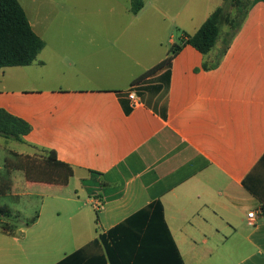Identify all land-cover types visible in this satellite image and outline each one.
<instances>
[{
    "label": "crops",
    "instance_id": "1",
    "mask_svg": "<svg viewBox=\"0 0 264 264\" xmlns=\"http://www.w3.org/2000/svg\"><path fill=\"white\" fill-rule=\"evenodd\" d=\"M19 2L45 47L31 65L0 70V108L31 125L23 144L55 151L74 175L61 184L13 171L20 200L40 205L20 237L0 228V264H58L74 253L77 264H103L101 235L158 201L184 264H264V0H250L218 67L204 64L216 60L228 26L209 55L184 46L166 93L145 89L163 85L161 73L133 84L163 60L152 59L162 56V38L145 35L142 48L135 34H102L85 19L41 15L39 0ZM223 2L200 12L186 3L170 17L146 0L134 15L130 0L129 12L135 21L152 14L145 28L162 33L175 25L182 39ZM169 44H178L173 34ZM10 151L30 155L19 144Z\"/></svg>",
    "mask_w": 264,
    "mask_h": 264
},
{
    "label": "trees",
    "instance_id": "2",
    "mask_svg": "<svg viewBox=\"0 0 264 264\" xmlns=\"http://www.w3.org/2000/svg\"><path fill=\"white\" fill-rule=\"evenodd\" d=\"M227 3H230L236 11V16L227 11ZM249 5L250 0H224V3L207 18L195 34H185L180 44L170 47L165 59L136 78L133 84L145 83L147 79L161 73L159 79L164 86L152 85L145 89L155 93L165 89L166 93L170 83L171 63L180 50L186 45H191L202 54L209 55L223 27L228 26L229 31L224 33L222 48L216 60L204 64L205 69L218 67L243 26ZM143 7L144 0H132L131 12L134 15L138 14ZM44 47L45 42L35 33L19 0H0V70L31 65ZM164 117H167L165 112ZM31 130L29 123L0 108L1 137L24 143V137ZM11 155L12 158L5 160L4 171L7 174L18 170L23 171L29 181L67 184L74 175V169L59 161L56 152L52 150L42 149L41 154L34 155L12 152ZM11 189V179L5 180L0 177V196L8 195ZM12 219V211L8 207L0 206V228L10 236H18L22 226H29L35 221L33 219L18 226L11 223ZM134 220H137L136 223H131ZM148 221H150V232L143 237L141 229ZM155 235L161 242L159 246L148 242ZM100 240L106 251V256L101 258L103 264L104 262L107 264H184L164 221L163 207L159 201L151 204L128 222L112 229L108 234H102ZM79 260L77 253H74L58 264H69L68 262L77 264Z\"/></svg>",
    "mask_w": 264,
    "mask_h": 264
},
{
    "label": "rangeland",
    "instance_id": "3",
    "mask_svg": "<svg viewBox=\"0 0 264 264\" xmlns=\"http://www.w3.org/2000/svg\"><path fill=\"white\" fill-rule=\"evenodd\" d=\"M40 2V12L41 15L63 17L68 16L71 18H81L88 20V22H94L95 31L98 30L102 34L106 33H125V34H135L134 42L138 43L142 48L146 46L145 35L149 37H160L162 38L163 47H158L162 56L150 57L153 60L165 59L168 55L171 45L169 44L170 35H174L176 43H181L182 30L177 28L174 25V29L165 30L163 33L161 30H156L154 26L145 28V24H149L153 21L152 14L146 15L143 20L135 21L133 14L129 12L130 0H39ZM176 1V2H175ZM212 0H146L147 7L151 8L153 6L164 11L168 16L172 17L173 10L177 6L183 7L186 3L195 2L197 11H202L208 2ZM224 3V2H223ZM222 3V4H223ZM227 11L233 16H236L237 13L234 11L230 3L226 4ZM172 19V18H171ZM166 20L168 25L172 20ZM133 20L131 28L129 27L130 21ZM140 21V22H139ZM144 21V22H142ZM144 26H143V25ZM166 25V27L168 26ZM229 31V30H228ZM160 41V40H159ZM127 40L122 41L126 43ZM150 43V42H149ZM149 47V46H148ZM152 48V47H151ZM150 48V49H151ZM157 48V49H158ZM222 48V45H221ZM16 75V71H10ZM22 74V72H20ZM14 83V82H13ZM149 98H151L149 96ZM159 100L164 102L163 96H159ZM23 145L27 148L30 155L41 154L42 148L26 145L22 142H16L12 139H6L0 137V153L4 151L3 158H12L11 147L13 145ZM1 162V161H0ZM19 171V170H18ZM23 172V171H22ZM14 172L7 174L5 171L0 169V177L7 179H12ZM21 188H18L17 191H13V187L10 193L6 196H0V206L8 207L12 211L13 219L11 220L12 224L23 225L27 221H32L39 210L40 198L38 197H23L20 200ZM22 212V213H21ZM19 237L21 234L18 235Z\"/></svg>",
    "mask_w": 264,
    "mask_h": 264
},
{
    "label": "built area",
    "instance_id": "4",
    "mask_svg": "<svg viewBox=\"0 0 264 264\" xmlns=\"http://www.w3.org/2000/svg\"><path fill=\"white\" fill-rule=\"evenodd\" d=\"M129 99L134 103V106H136V105H138L140 103V99H139V97L137 96V94L135 92H131L129 94ZM249 217L252 218V219L257 217L256 216V212L255 211L251 212L249 214Z\"/></svg>",
    "mask_w": 264,
    "mask_h": 264
}]
</instances>
